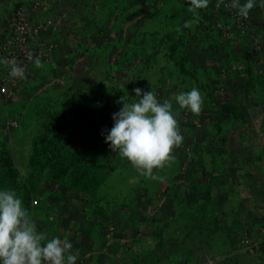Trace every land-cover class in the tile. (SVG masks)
Returning a JSON list of instances; mask_svg holds the SVG:
<instances>
[{
  "label": "rangeland",
  "instance_id": "obj_1",
  "mask_svg": "<svg viewBox=\"0 0 264 264\" xmlns=\"http://www.w3.org/2000/svg\"><path fill=\"white\" fill-rule=\"evenodd\" d=\"M64 1L0 6L1 51L17 8H27L34 24L52 20L41 35L50 64L29 65L26 78L6 88L5 97L19 102L6 126L36 146L24 149L28 162L16 157L25 178L15 175L0 190H15L47 239L70 241L76 264H264L259 0L247 18L230 0H210L191 28L184 27L193 18L189 0H92L90 20L75 9L84 0ZM64 7L73 25L56 36ZM137 87L172 101L184 138L174 161L154 169L159 180L141 175L101 134L121 97L139 100ZM193 87L204 98L199 116L175 102ZM39 171L44 178L30 176Z\"/></svg>",
  "mask_w": 264,
  "mask_h": 264
},
{
  "label": "clouds",
  "instance_id": "obj_2",
  "mask_svg": "<svg viewBox=\"0 0 264 264\" xmlns=\"http://www.w3.org/2000/svg\"><path fill=\"white\" fill-rule=\"evenodd\" d=\"M210 0H189L188 11L193 18L186 21L185 28L198 23L200 16L197 10L209 6ZM264 7V0H259ZM257 6V0H230V7L237 10L240 17L247 18L249 12ZM179 30V29H178ZM29 59H32L29 53ZM10 63L9 75L25 79V69L15 59L3 61ZM35 66L43 68L39 58ZM137 102L127 103L124 97L119 111L112 114L114 121L110 130L104 135L105 143L114 152L126 158L144 177L159 180L162 177L154 174V169H163L174 161L173 150L183 142L178 120L172 110V101L160 102L154 91L133 89ZM175 102L181 109H188L199 116L203 110L204 98L201 92L193 87L190 91L180 92ZM72 243L59 237L47 239L37 231L29 211L15 190H0V264H76L78 255L72 250Z\"/></svg>",
  "mask_w": 264,
  "mask_h": 264
},
{
  "label": "built area",
  "instance_id": "obj_3",
  "mask_svg": "<svg viewBox=\"0 0 264 264\" xmlns=\"http://www.w3.org/2000/svg\"><path fill=\"white\" fill-rule=\"evenodd\" d=\"M22 6L12 13L11 22L9 23V37L2 42L1 67L2 76L0 78V93L8 97L10 92L6 88H14L18 78L9 75L10 63L5 64L3 61L15 59L17 64L26 69L29 65L34 64L36 58H39L42 64H50L49 51L50 45H46L41 40L42 33L51 25V18L44 19L40 24H34L30 21V15ZM30 10V9H29ZM41 40V41H40ZM29 53L32 59H29ZM16 125L15 121H11ZM32 203H35L33 200Z\"/></svg>",
  "mask_w": 264,
  "mask_h": 264
},
{
  "label": "crops",
  "instance_id": "obj_4",
  "mask_svg": "<svg viewBox=\"0 0 264 264\" xmlns=\"http://www.w3.org/2000/svg\"><path fill=\"white\" fill-rule=\"evenodd\" d=\"M20 1H22V0H0V6H4V7L8 8L11 6V4H16V3H19ZM58 1H60V3L65 2L64 0H58ZM84 1L86 3H88V4H86L87 7L84 5L78 6V4H76L75 9H78V12L82 17L85 15L84 18H86L87 20H90L89 17L93 16V3H92V5H90L92 0H84ZM68 13L69 12H67L65 10V7H64V10L60 14L61 15V21H60V26L58 27V30H56V36H58L60 33L62 34L64 29L67 28V27L62 28L64 25H66V26H68L69 24H70L69 26L73 25L72 23L66 24V22H67L66 17L70 16ZM37 16H40V15L36 14V17ZM3 18H5V14H2L0 12V41L2 40V36L4 34L3 31L5 29L4 28L5 23L2 20ZM52 33H54V32L51 31L49 34H50V36H52V39H53L54 37H53ZM1 55H2V51L0 54V64H1ZM29 97H31V96H29ZM9 99L10 100H8V98H6L5 96L0 95V187H3L4 185L7 186V184H9L11 179H14L15 175H19V177L25 178L24 177V174H25L24 170L23 171L18 170L19 167L17 165H14V164H16V161H17L16 157L23 156V158H22L23 162H28L32 158V156L29 153V149H28V152L27 151L25 152L24 149L28 148V147L32 148V147L36 146L35 142H30L27 139H25L23 142L18 141L17 139H15L14 130L11 129V127L6 126L5 122L9 118H12L15 115V114H13L14 111L10 108L11 104L13 102H18L17 100L15 101L12 98H9ZM22 110L26 111V108H22ZM12 121H15V120H12ZM219 146H222V145L219 144ZM7 161H10V163H12L14 165L13 168L14 167L17 168L16 172H15V170L13 172L8 171V169L4 165V162H7ZM32 173H34V174H31L30 176L35 175L39 179L44 178L43 173L41 171H39L38 173H36V172H32ZM126 179H127V177H125V180ZM155 193H157V191ZM179 195H180V193H179ZM173 199H175V198H173ZM175 201H176V199H175ZM169 203H171V202H169ZM23 205L25 208L27 207V205H25V204H23ZM28 207L33 208L31 205H28ZM115 209L116 208H113L112 211H114ZM122 213H123V215L126 214L125 211H123Z\"/></svg>",
  "mask_w": 264,
  "mask_h": 264
}]
</instances>
